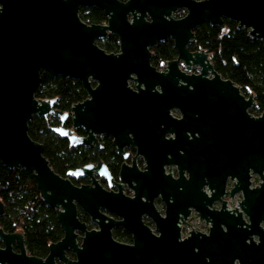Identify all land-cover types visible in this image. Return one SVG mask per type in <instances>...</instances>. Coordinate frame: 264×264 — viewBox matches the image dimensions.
Returning a JSON list of instances; mask_svg holds the SVG:
<instances>
[{"label":"water","instance_id":"1","mask_svg":"<svg viewBox=\"0 0 264 264\" xmlns=\"http://www.w3.org/2000/svg\"><path fill=\"white\" fill-rule=\"evenodd\" d=\"M91 7L103 11L107 26H88L80 20L79 8ZM183 10L182 18H173ZM224 19L264 42V0H0V165L32 174L42 201L55 211L63 233L60 241L50 245L46 259L40 260L26 256L22 235H8L0 229L6 245L0 250V263L55 264L56 257L65 264H264V112L258 117L249 114L256 106L254 97L244 98L237 86L222 79L207 53L188 51L195 28L207 22L222 29ZM107 34L117 37V54H107L95 45ZM168 39L177 59L158 73L150 66L149 49ZM180 62L184 71L178 69ZM191 67H197L200 74L186 76ZM41 74L79 82L90 98L72 106L68 114L61 113L55 100L35 99ZM208 74L213 78L206 79ZM89 78L99 82L93 90ZM129 79L138 83L137 93L128 87ZM156 86L163 94L150 93ZM189 87L192 90L185 95L183 90ZM171 108L183 113L180 122L189 120L200 129L201 168L210 175L225 174L206 204L223 194L226 174L239 179L231 195L243 194L239 208L248 218L246 228L239 213L235 218L220 212L208 215L203 202L195 209L210 225L208 235L193 233L180 241L176 214L187 212L180 209L176 197L172 204L165 201L164 191L174 197L172 189L181 180L169 182L161 174L146 175L134 187L140 195L132 199L120 192H105L96 182L94 188L77 187L53 171L43 156V146L28 135L33 116H56L60 126L54 132L70 146L81 147L94 141L95 134L117 132V139L131 125L139 128L156 119L168 120ZM67 119L71 130L63 128ZM79 128L85 137L74 133ZM249 171L262 180L253 189H249ZM69 174L82 176L83 169ZM132 180L131 174L121 171V183ZM159 194L167 202L164 219L152 206ZM77 206L97 230H87L78 219ZM100 209L121 221L103 215ZM3 213L0 202V217ZM144 213L154 221L157 235L142 223ZM115 226L131 234V245L113 240ZM79 234L80 246L76 243ZM15 239L20 255L11 256L10 244ZM67 249L75 252V262L64 257Z\"/></svg>","mask_w":264,"mask_h":264},{"label":"flooded vegetation","instance_id":"2","mask_svg":"<svg viewBox=\"0 0 264 264\" xmlns=\"http://www.w3.org/2000/svg\"><path fill=\"white\" fill-rule=\"evenodd\" d=\"M118 1L125 3L127 0ZM88 9L101 10L97 7L79 8L78 16L80 20L82 12L85 10L87 11ZM180 12L182 13L183 17L185 15V11L183 10ZM88 26H107V18L105 17V21L101 24ZM111 36L114 35L107 34L104 38L96 40L95 45L107 54H117L119 52V46L117 47L116 51L110 53L106 52L102 47V45L105 44L106 39ZM189 46V52H196L189 50ZM153 48L149 49L151 53L150 66L154 68L156 72L164 73L167 64L177 59V52L176 57L173 60L166 63H161L160 65L156 66L152 64L151 50ZM178 69L184 71V63L180 62ZM185 74L186 76H197L200 74V70L197 67H191L189 71L185 72ZM205 78L210 80L213 78V76L211 74H208ZM221 78L224 79L223 77ZM131 79H135V77L132 76ZM131 79L127 81V85L133 92L137 93L138 90L136 86L138 85V83L134 82ZM88 83L89 89L92 90L99 85V82L92 78H89ZM181 85L185 84L181 83ZM140 89L142 91L147 90L143 86H141ZM189 90H192V88L189 87L187 90H183V92H185L184 94L189 95ZM83 91L85 94V98L83 100L84 102L90 97L87 89L83 88ZM149 91L150 93H157L159 95L163 94L162 89L158 86L150 89ZM164 92H167L166 89H164ZM240 95H242L244 98L248 97L247 95L242 93L241 90ZM168 115V120L163 119L160 121L159 119H156L154 120V122H152L153 124H145L139 128L131 125L128 128L123 129L121 137L117 139L115 138L117 137V132H110L108 134H95L94 141H91L85 146H81L82 153L84 155L83 164L79 167L67 170L66 179H68L74 186L77 187L87 186L94 188L93 182H96L103 191L113 194H117L118 192H120L123 197L129 199L134 198L135 194L140 195L141 192H138V190L135 191L134 187H138V181L141 178L146 177V175L155 173L159 175L161 174L163 178L169 177V182L181 180L180 183L176 185V188L172 189L174 197L167 196V191H164V197L166 198L165 201L172 204L174 201L173 198L176 197L175 199H177L179 201V204H181L180 209L182 207L185 212H187L185 214L182 212L176 214L178 218L177 226L179 228L180 241L189 238L193 233L208 235L210 225L206 224V218H201L200 213L195 209L196 205H201L203 202V204H205L207 208L208 215H210V213L214 214L220 212L221 216L226 213L231 218H235L238 217L239 213L241 215V220L244 223V226H242V228H246V224H248V218L246 214L243 213L239 208V204L243 201V194L241 191H239L231 195V192L234 189V185H240L237 181L239 179L226 174L223 194L214 196V199L211 201V203L206 204L213 197L214 193L216 192L215 186L218 184V181L222 179V177H224L225 174L220 175L221 173H212L210 175L209 173H206L203 168H201L200 165L202 162V155L200 152V141L202 139H200L201 137L199 135L200 129H198L197 126H192L189 120L180 122L182 119H184V115L178 108H171L168 112ZM195 117H199L198 112L195 114ZM173 121H175L176 123H174ZM177 122H180V124H178ZM80 132L81 134H79ZM74 133L76 135L79 134L78 136L85 137L84 129H76L74 130ZM77 169H83L82 176L75 177L72 174H69ZM121 171H126L133 176L134 180H132L131 184L120 182ZM74 182H78V185H75ZM249 183V189H253L255 187H258L262 183V180L258 175L253 174L251 171H249ZM202 199L205 200L202 201ZM141 200L145 202L144 197H142ZM165 201L162 199L160 194L156 196L152 201L153 209L161 219H164L166 217L165 213L167 202L165 203ZM100 212L103 215L113 219L114 221H121V217L117 215L109 214L102 209H100ZM79 215H82L83 219L85 220L81 221L78 217V219L86 225L87 230H97L95 222L91 220L90 216L86 212H84L80 207L77 206V216ZM227 215H225V217ZM141 221L147 228L150 229V231L154 235H157L155 232V223L148 214H142ZM92 227L93 229H90ZM0 229L3 231L1 227ZM117 230H120L121 232L127 234L128 240L126 242H122L119 238L115 237L114 232ZM3 232L8 235H22L27 257H34L40 260H45L48 256L49 248L45 256L35 257L30 255L25 245V238L20 232ZM111 236L113 240L118 243L126 245L132 244L131 234L122 226L113 227L111 229ZM81 238L82 235L79 234L76 239V243L78 244V246H80L81 244ZM5 248V242L0 238V250H5ZM10 255H20V248L17 239L13 240V242L10 244ZM64 257L69 262L76 261V254L73 250H65ZM54 262L55 264H65L63 262H60L56 257L54 258ZM4 264H9V262H5Z\"/></svg>","mask_w":264,"mask_h":264},{"label":"trees","instance_id":"3","mask_svg":"<svg viewBox=\"0 0 264 264\" xmlns=\"http://www.w3.org/2000/svg\"><path fill=\"white\" fill-rule=\"evenodd\" d=\"M173 17L179 19L182 13L177 11ZM81 20L87 25H98L105 21L99 9H88L81 14ZM194 41L191 51H204L208 54L214 70L224 79L230 80L242 93L254 97L257 115L264 112V42L254 39L245 30L238 29L235 22L224 19L223 28L207 22L193 30ZM116 36L106 39L103 49L110 53L116 51ZM152 64L160 65L173 60L176 51L171 40L157 44L152 50ZM38 101H56V109L68 114L75 104L83 102L85 94L79 82L62 77H50L41 74L40 83L35 92ZM55 124L51 119L33 116L28 123L29 137L43 146V156L53 171L67 178L66 171L83 164L81 147H72L68 141L54 132L60 126L58 117ZM57 127H52V126ZM72 129L70 119L63 125ZM81 134V132L79 133ZM78 134V135H79ZM78 185V182H74ZM0 202L4 213L0 217V227L5 232H20L30 255L45 256L51 244L62 238L55 211L47 207L37 191L32 174L20 169H7L0 165ZM12 207L8 211L6 207ZM85 221L82 215L78 216ZM115 237L122 242L128 240L127 234L117 230Z\"/></svg>","mask_w":264,"mask_h":264},{"label":"rangeland","instance_id":"4","mask_svg":"<svg viewBox=\"0 0 264 264\" xmlns=\"http://www.w3.org/2000/svg\"><path fill=\"white\" fill-rule=\"evenodd\" d=\"M249 112H250V114H252L253 116H260V114L259 115H257L258 113H257V111H256V106L255 107H253V108H251L250 110H249ZM56 116H47L46 118H48V119H51V122L52 123H54L55 124V120L56 119H54ZM58 125H54V126H52V127H57ZM6 209L8 210V211H11V209H12V207H10V206H8V207H6ZM90 229H93V227L92 228H90Z\"/></svg>","mask_w":264,"mask_h":264}]
</instances>
